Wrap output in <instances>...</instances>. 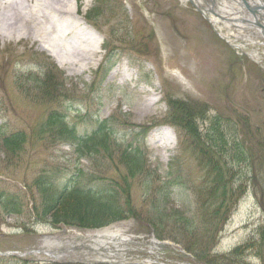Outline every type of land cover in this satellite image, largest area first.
<instances>
[{
	"label": "rangeland",
	"instance_id": "obj_1",
	"mask_svg": "<svg viewBox=\"0 0 264 264\" xmlns=\"http://www.w3.org/2000/svg\"><path fill=\"white\" fill-rule=\"evenodd\" d=\"M75 8V17L101 46L96 64L79 75L57 65L48 52L36 45L11 44L12 50H2L0 38V139L22 132L28 140L17 158L0 154V195L18 194L23 209L21 214L7 215L0 208V253L64 247L66 255L55 263L43 255L0 257V264H89L77 258L86 250L74 248L93 242H85L88 235L109 229L145 244L152 237L146 233V222L155 224L162 232L160 239L171 246L158 255L142 252L147 250L145 246L132 250L123 264H207L188 254L179 242L182 228L191 226L194 238L201 239L202 231L213 223L204 219L213 217L215 203L208 195L212 174L202 164L207 161L200 149L210 155L211 163H231V157L241 150L250 156L248 163H254L252 168L238 166L230 177H224L227 191L234 189L233 201H229L233 206L215 247L208 251V259L213 264H264V254L257 257L253 249L233 254L238 246L251 239L257 242L260 232L264 233V46L254 44L264 40L256 39L261 38L257 28L238 22L230 23L239 28H229L227 22L220 21L218 27L223 35L231 40L238 38L234 42L238 48H234L219 39L186 0H92L87 7L78 1ZM164 36L177 45V51L163 46ZM47 58L57 70L49 68ZM46 77L59 85L58 91L42 88ZM171 101L183 103L188 113L195 115L194 124L202 141L213 119H219L216 126L226 141L223 155L213 152V147L209 152L201 145L195 151L191 148L186 132L172 127L171 114L181 121L186 114L174 109ZM145 103L154 105L148 107ZM53 110L78 128L89 124L86 116L100 120L112 117L114 138L129 136L124 144L135 140L132 130L136 126L147 128L144 154L150 175L165 180L171 174L180 184L170 190L171 203L164 204L160 216L149 201L142 202V191L135 188L131 192L135 215L102 228L35 220L30 210L38 202L37 188L33 186L37 177L60 175L66 180L74 175L75 168L93 175L112 171L111 165L106 169L102 163H74L75 155L65 146L52 144L46 135L42 141L30 136L34 125ZM171 138L174 148L163 151ZM241 189L238 196L236 192ZM161 194L154 190L147 193L150 199ZM175 211L181 215L180 223L170 217Z\"/></svg>",
	"mask_w": 264,
	"mask_h": 264
},
{
	"label": "trees",
	"instance_id": "obj_2",
	"mask_svg": "<svg viewBox=\"0 0 264 264\" xmlns=\"http://www.w3.org/2000/svg\"><path fill=\"white\" fill-rule=\"evenodd\" d=\"M50 64H48L50 69H55L53 64ZM58 86L53 83L52 78H46L42 83V88L47 91L56 92ZM43 95H45L44 92ZM171 106L185 112L186 116L183 121L171 114V123L174 127L181 128L186 132L187 137L191 139L190 146L194 151L197 145L205 146V150L208 152L209 147H213V152L217 154L226 151L223 133L216 126V121L219 120L217 117L213 119L210 128L203 136L204 141H202L200 133L197 131L198 127L194 124L195 115L194 117L190 115L189 109L183 103L173 101ZM87 121L89 124H85L81 128L74 124L68 125L66 117L54 110L45 120H41L35 125L31 137L42 141L46 135L50 137L52 144L58 142L68 145L75 155L76 162L86 159L90 163H102L106 169L111 165V174L93 175L75 169L73 170L74 175L66 177V180L60 175L49 179L37 177L33 186L37 188L38 202L32 205L30 212L33 215L31 216L35 220H46L53 225L84 229L102 228L112 222L132 218L135 215L136 211L132 209L131 205V192L135 188L142 191V202L149 201L156 215L160 216L164 210V204L171 203L170 190L180 184L176 183L178 179L175 176L172 178L171 174L168 175L169 177H165V180L156 179L150 175L143 151L145 131L142 128L132 130L135 140L124 144L129 136L123 134L121 140L114 138L111 120ZM227 127L231 129L229 122ZM241 130L244 131L243 127ZM245 133L248 134V132ZM27 141L26 135L22 132L2 136L0 152L5 155V158L15 159L23 153ZM199 153L207 161V163H202L203 166L212 174L208 195L209 199L215 203V208L212 211L213 217L204 219L213 223H209L207 229L202 231L201 239L198 236L194 238L191 226L182 228L180 231L181 241L179 242L197 261L213 264L212 259H208L211 258L208 251H211L215 246L221 226L227 220L233 206L234 189L227 191L228 182L224 181V177H230V173L234 172L238 166L252 168L254 163H248L250 156L244 150L231 157V163L229 160L228 163H211L210 155L203 153L201 149ZM105 161L109 163H103ZM150 190L160 191L162 194L160 197L150 199L147 195ZM236 193H239V196L242 189ZM230 200L232 201L229 202ZM0 208L7 215H18L23 212L21 198L18 194H1ZM170 217L176 223L182 221L180 213L176 211ZM146 224L160 239L162 232L156 229V225L151 222H146ZM190 238H194V240ZM245 249H253L257 257L263 256L264 233L260 232L257 242L251 239L235 249L233 254H239Z\"/></svg>",
	"mask_w": 264,
	"mask_h": 264
},
{
	"label": "bare ground",
	"instance_id": "obj_3",
	"mask_svg": "<svg viewBox=\"0 0 264 264\" xmlns=\"http://www.w3.org/2000/svg\"><path fill=\"white\" fill-rule=\"evenodd\" d=\"M76 1L85 7L92 2V0ZM74 12L72 0H0L2 50L8 48L12 50L11 44H14V47L19 43L36 45L48 52L59 66L75 71L76 75L81 74L96 64L99 59L98 47L101 46L97 45L98 41L92 34L86 32ZM245 38L249 36L243 37ZM233 39L238 38L233 37ZM256 39L264 40V37ZM254 44L264 46L262 42ZM163 46L176 51L178 49L167 36H164ZM154 103H145V106L152 107ZM174 145L175 141L172 138L169 139L163 146V151L174 148ZM86 240H93L95 250L103 252L105 258L107 252L99 248L101 244L105 246L107 242L112 244L117 240L126 245L124 237H120L117 232H111L109 229L90 234ZM44 253L49 257L52 256L48 251Z\"/></svg>",
	"mask_w": 264,
	"mask_h": 264
},
{
	"label": "water",
	"instance_id": "obj_4",
	"mask_svg": "<svg viewBox=\"0 0 264 264\" xmlns=\"http://www.w3.org/2000/svg\"><path fill=\"white\" fill-rule=\"evenodd\" d=\"M252 2L254 4L252 7H250L248 5L247 1H245V0H241V3L240 4L237 3V2L236 3L239 4V5H241V6H243L246 9L250 10L251 13H253V14L254 13H259V15L261 16V18L263 16V19H264V14L260 13V12H264V0H252ZM253 26L259 28L260 30H263L264 31V27L259 22L254 23L252 25V27Z\"/></svg>",
	"mask_w": 264,
	"mask_h": 264
}]
</instances>
